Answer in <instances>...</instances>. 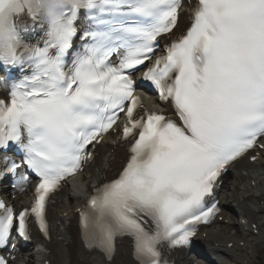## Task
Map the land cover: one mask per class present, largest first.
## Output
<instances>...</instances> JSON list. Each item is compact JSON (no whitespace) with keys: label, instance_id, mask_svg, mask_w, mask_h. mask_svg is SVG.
<instances>
[{"label":"snow or ice","instance_id":"obj_1","mask_svg":"<svg viewBox=\"0 0 264 264\" xmlns=\"http://www.w3.org/2000/svg\"><path fill=\"white\" fill-rule=\"evenodd\" d=\"M182 2L0 0V179L18 175L23 191L22 169L38 178L30 208L17 214L0 199V249L13 230L29 238V217L48 235L52 194L93 159L89 147L121 113L130 157L79 212L86 247L111 260L117 238L129 237L136 264H168L165 247L190 244L212 221L218 178L264 137V0H198L186 33L156 56ZM137 79L180 123L145 107Z\"/></svg>","mask_w":264,"mask_h":264},{"label":"bare ground","instance_id":"obj_2","mask_svg":"<svg viewBox=\"0 0 264 264\" xmlns=\"http://www.w3.org/2000/svg\"><path fill=\"white\" fill-rule=\"evenodd\" d=\"M109 152L106 154L104 161L96 164L98 167V173L91 172L81 175L75 187L71 188L67 194H65L58 206V220L60 221L57 229V238L54 241V247L52 248L51 255L56 259L55 264H75L78 260V230L74 225V220L68 218L75 209V203L80 202L85 190L89 189L91 184H95L101 178L105 177L109 169L112 167L113 154L110 153L111 147L106 146ZM256 185H252L253 178L249 175L233 176L232 179L224 186L222 190V200L225 216L230 218V223L220 224L217 223L214 229H208L210 237L218 238L224 241H230L229 235H232L235 231L234 237L230 236L236 241V245L241 240L246 243H251L258 248L264 246V208L261 205H256L254 199V193L261 190L264 192V178L256 176L254 178ZM225 194L231 199L229 204L225 200ZM225 195V196H224ZM252 204L256 208L252 207ZM233 209V211L231 210ZM237 217V219H233ZM246 222V224L243 223ZM258 221L262 224L260 234L255 237H249V232L246 230L247 226L253 222ZM229 234V235H228ZM238 247L234 246L231 255L227 253L216 252V254L224 259L230 260V264H244L246 260L251 264L254 261L255 253L244 249L242 253L237 251ZM204 252V251H203ZM206 254V252H205ZM23 256V260H17L15 264H44L41 255L43 252L40 249L32 250ZM236 255V257H235ZM193 257L185 258L181 264H202L198 262V258ZM196 261V263H195ZM127 263V259H122L120 264ZM206 264H215L208 261Z\"/></svg>","mask_w":264,"mask_h":264},{"label":"rangeland","instance_id":"obj_3","mask_svg":"<svg viewBox=\"0 0 264 264\" xmlns=\"http://www.w3.org/2000/svg\"><path fill=\"white\" fill-rule=\"evenodd\" d=\"M259 255H260L259 264H264V247L260 251Z\"/></svg>","mask_w":264,"mask_h":264}]
</instances>
